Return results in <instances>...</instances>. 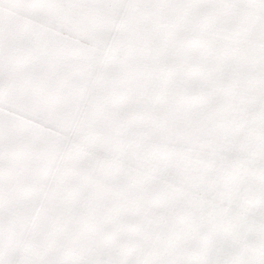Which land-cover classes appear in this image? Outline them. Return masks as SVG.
<instances>
[{
  "label": "snow or ice",
  "instance_id": "6c2138e0",
  "mask_svg": "<svg viewBox=\"0 0 264 264\" xmlns=\"http://www.w3.org/2000/svg\"><path fill=\"white\" fill-rule=\"evenodd\" d=\"M0 264H264V0H0Z\"/></svg>",
  "mask_w": 264,
  "mask_h": 264
}]
</instances>
